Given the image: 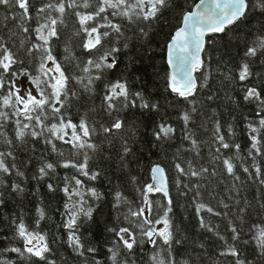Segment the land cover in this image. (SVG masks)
Masks as SVG:
<instances>
[{"label": "snow or ice", "instance_id": "6c2138e0", "mask_svg": "<svg viewBox=\"0 0 264 264\" xmlns=\"http://www.w3.org/2000/svg\"><path fill=\"white\" fill-rule=\"evenodd\" d=\"M258 8L261 17L264 18V0H257L251 5L250 0H199L192 11H186L182 15L181 26L171 35L167 43L166 62L170 71L166 73V87L178 100L182 99L191 104V112L184 111L180 119L184 122L183 140L188 141L190 148L185 152L200 155L197 139L189 128L192 120V113L197 111L195 97L198 91L204 88L208 82V75L203 76L200 82L194 73L204 67L202 53L205 52L206 43L215 44L218 34L227 35L232 27H239L240 24L249 20V9ZM171 7L170 0H49L42 5H34L31 0H0V9L12 12L11 19L14 21L13 28L27 36L34 35L31 39H21L20 49L30 62L35 61V75L25 67L23 59H20L16 52L8 47L9 41L18 35L13 29H8L9 17L6 14L0 24L8 29L7 38L0 35V129L5 128L10 122L15 126V141L24 144L28 137L33 141L42 140L46 146H50L52 152L60 157L55 163L46 162L39 168L37 179H44L57 171L58 168L69 170L66 172L62 187L49 183V192L59 191L65 197L63 212L61 213V224L67 233V245L77 256L84 255V244L79 235L81 226L93 220V213L99 206L102 195L94 187H89L85 180L95 181L99 171H92L89 165L91 160L90 152L97 151L98 146L92 142V137L97 134V128L91 125L87 113L79 118L78 123L71 118L67 108L72 99H79L80 92L70 88V82L74 81L83 93L95 94L97 81L104 78V73L118 67L117 53L120 52V42L124 40V48L128 47L127 41L131 37L125 35V29L132 31L136 28L141 37L146 38L152 24H158L166 8ZM18 9L19 11H13ZM35 11V17L32 11ZM75 17L78 24L72 35L68 37L64 45V59L74 61L79 75L73 72L69 75L63 64L53 52V42L61 40V29L68 28L67 17ZM35 20V27L32 21ZM248 35H251L249 31ZM79 45L82 54H87V59L81 62V58L73 55L72 37H81ZM212 36V39L205 38ZM264 55V22L260 24L259 35L251 45L245 41L244 56L248 58L238 66V79L245 86L243 100L245 102H256L261 111H264V93L254 86H247L246 82L252 75L251 60L257 55ZM23 78V79H22ZM24 81L27 87H24ZM34 90V91H33ZM208 100L214 96L209 95ZM119 105V107H118ZM102 107L110 117L113 112L139 107L141 110L158 111L159 105L148 102L140 92L130 93L126 81H114L104 85ZM95 111V109H91ZM260 116L258 125H247L249 131L250 145L248 157L251 159V166L240 164L243 173L248 174L249 179H255L264 185V167L257 163V158L264 159V115ZM15 117L13 120L12 118ZM124 127L123 121L116 117L108 125L101 124L100 130L110 135L113 130L120 131ZM175 129L166 124L159 125V131L153 133L157 141L163 142L172 138ZM229 135H234L231 126L228 129ZM4 137V143L9 149L13 141L8 139L6 134L0 131ZM57 141L68 147L69 155L65 156L63 151L58 149ZM213 145L215 153L210 152L209 163L216 165L211 170L204 163H197L196 160L183 158L178 150L173 161L177 178L176 188L181 195H187L183 189L195 190L193 203L195 213L199 218L201 228L213 232L214 229L206 223L202 213L207 212L212 216L220 215L209 204L202 202L200 189L204 187L200 181L222 176L230 178L233 183L229 192L237 190V183L242 182L238 175L236 160H243L239 155L241 146L230 144L222 134V126L216 121L213 129ZM235 148V155L225 156L222 150ZM131 149L125 142L121 159L129 155ZM6 157L15 159L12 151L0 152V173L9 174L12 168L6 164ZM82 157V158H81ZM165 168L154 165L151 169L152 183L145 184L142 189H137L140 196L139 204L133 206L123 194L117 190L113 195L112 207L119 209L121 205L128 208L123 215L124 222L128 226L108 227L107 231L114 233L113 247L108 248L111 254L108 259L112 264H119L122 245L128 256L135 253L138 245L145 243L156 247L162 242L167 246L168 258L161 256L159 252L152 257V264H176L172 257L171 248L174 243L180 241L174 239V224L170 213L173 211V200L170 197L169 183L165 174ZM17 176L23 173L16 170ZM81 177L85 179H81ZM183 178V180L181 179ZM135 183V178H132ZM186 181V182H184ZM221 183L224 182L222 179ZM13 192H23L24 189L16 183L11 185ZM161 193L167 204L159 200L150 199V194ZM212 195V193H209ZM231 198V197H230ZM223 207L228 205L220 201ZM264 208V203L261 205ZM246 209L241 208L243 214ZM38 219L36 229L40 226V220L45 219L46 213L43 208L36 210ZM162 213V214H161ZM14 238L22 242V247H12L11 252L17 253L22 264H56L51 258L52 248L48 242L47 235L36 229H29L23 217L13 218L10 221ZM119 223V215L117 216ZM160 226V227H157ZM233 242H239L240 231L229 223ZM219 239L224 240L217 232ZM252 239L255 241L254 252L264 257V226L256 225L255 234ZM245 243H249L245 241ZM89 253H95L96 249L88 247ZM222 257L234 258L233 264H252L247 257L241 258V252L236 243L229 244L225 241V247L219 252ZM0 264H5L0 261ZM95 264H101L99 260ZM182 264H188L183 261Z\"/></svg>", "mask_w": 264, "mask_h": 264}, {"label": "trees", "instance_id": "16d2710c", "mask_svg": "<svg viewBox=\"0 0 264 264\" xmlns=\"http://www.w3.org/2000/svg\"><path fill=\"white\" fill-rule=\"evenodd\" d=\"M198 1L170 0L171 7L164 10L158 24H152L150 28L144 25L149 33L146 38L141 37L136 28L132 31L125 29V35L131 37L127 41L128 47L124 48L125 41L121 40L120 52L117 53L118 67L106 71L104 78L96 82L94 95L89 97L84 94L74 81L69 84L70 88L80 92V98L72 99L67 108L72 120L78 123L79 118L87 113L89 123L97 128V134L92 137V142L98 148L97 151L89 153L91 156L89 165L92 171H99L100 175L95 181L85 180V183L89 187L96 188L103 197L93 213V220L83 224L79 230L85 246L83 256L75 255L68 247L67 233L60 226L65 201L63 193L59 191V188L54 193L49 192L47 187L49 183L62 187L64 176L69 170L58 168L48 177L42 180L37 179L38 170L44 163H55L60 157L42 140L37 142L28 137L24 144L15 141V126L11 122L0 129L8 139L13 141V146L9 149L4 143V137L0 136V152L12 151L15 156V159L6 157L7 166L12 168L15 165V168H12L9 174L0 173V261H4L5 264H22L20 256L10 251L12 247H22V242L14 238L10 221L22 216L30 230L36 229L38 219L36 210L43 208L46 217L40 220V226L36 230L47 235L52 248L50 255L56 264H95L96 260H99L101 264H112V261L108 259L111 255L108 248L113 247L112 242L115 237L114 233L107 231V228L128 226L124 222L123 215H120L128 211L127 206L121 205L119 209L112 207L114 192L119 190L124 197L134 202V207L137 206L140 200L137 189L152 183L151 169L158 164L166 170L170 197L173 200V211L170 215L174 224V239L180 241L174 243L171 248V258H174L176 264H182L185 260L188 264H233L234 258L219 255L225 247V241L229 244L236 243L241 252V258L247 257L252 264H264V257L254 252L255 241L252 239L255 226H264V208L261 207L264 203V185H261L258 180L249 179L248 174L243 173L239 167L241 163L251 166L252 161L248 157L250 140L247 125H258L260 116H257V112L264 115V111H261L256 102L249 103L243 100L245 86L239 81L237 75L239 64L248 59L244 56L245 41L247 40L251 45L257 38L264 18L261 17L258 8L250 6L248 21L240 24L238 28L232 27V30L227 31V35H217L214 45L206 43L203 53L204 67L196 73V77L202 82L206 74L208 82L196 94L197 111L192 113L193 118L189 123V128L198 141L200 155L197 156L194 152L184 151L191 145L182 139L184 122L180 119L184 111L191 112L192 105L182 99L178 100L170 93L166 87L165 76L169 71L166 63L167 43L175 30L181 26L183 13L191 11ZM31 2L34 5H42L49 0H31ZM250 2L254 5L257 0H250ZM6 14L9 17L8 29L18 32V35L9 41L8 47L24 60L25 67H29L35 75L36 62H30L20 49V40L34 41V35L29 37L13 28L15 22L11 19L12 12L0 9V22ZM31 14L33 17L36 15L34 10ZM67 20L68 28L61 29V40L53 42V52L69 75L73 72L79 75L75 62L64 59L65 42L78 28L74 16L69 15ZM31 23L35 27V20ZM8 29L0 24V35L7 38ZM249 31L251 35H248ZM210 39L212 36L207 37L206 40ZM81 41L82 36L72 37L71 44L73 55L80 57L83 62L87 59V54H82L79 47ZM248 62L252 75L246 82L247 86H254L264 93V55L258 54ZM117 80L126 81L130 93L140 92L145 100L158 104L159 110L150 111L130 107L113 112L110 117L102 107L104 85ZM209 95H213L214 99L208 100ZM93 108L95 111H91ZM116 117L123 121L124 127L120 131L113 130L110 135L104 134L100 130V125H108ZM12 119L14 120L15 117ZM216 121L221 124L222 134L226 140L230 144L241 146L239 155L243 157V160H236L235 163L242 182L237 183L236 191L229 192L228 189L233 183L230 178L217 176L200 181L204 185L200 189L202 202L209 204L220 213L216 216L207 212L202 213L206 223L214 229L213 232H209L206 228L200 227L199 218L196 216L193 203L195 190L183 189L187 195L179 194L175 185L177 173L173 161L179 150L183 158H194L198 164L204 163L210 170L216 167L209 163L210 152L215 153L213 129ZM162 123L175 129L172 138L163 142L157 141L153 135L154 132L159 131V125ZM229 126L234 135H229ZM261 135L264 137V132ZM125 142L131 152L121 159ZM56 143L58 149L68 156V147L59 141ZM222 152L225 156H229L235 155L236 150L232 148ZM257 163L264 167V159L258 157ZM17 169L23 173L22 176L16 175ZM133 177L135 183L132 181ZM81 179L85 178L81 177ZM222 179L223 183L220 182ZM13 183L19 184L24 191L13 192L11 189ZM150 199L167 204L161 193L150 194ZM220 201L228 207H223ZM241 208L246 209L243 214L239 212ZM118 215L119 223H117ZM230 222L240 231L239 242H233L231 239ZM217 232L225 239H219ZM88 247L95 248L96 252H87ZM166 247L162 245V242L156 247L145 243L143 246L136 247L134 255L128 256L121 245L118 261L119 264H152L151 257L157 252L162 257L168 258Z\"/></svg>", "mask_w": 264, "mask_h": 264}, {"label": "water", "instance_id": "95a60500", "mask_svg": "<svg viewBox=\"0 0 264 264\" xmlns=\"http://www.w3.org/2000/svg\"><path fill=\"white\" fill-rule=\"evenodd\" d=\"M198 3H199V1H198ZM194 9V8H193ZM219 35V34H218ZM209 37V36H208ZM205 39H207V37L205 38ZM206 46V45H205ZM167 54V53H166ZM202 55V59H203V53L201 54ZM167 63V62H166ZM167 67H168V65H167ZM168 70L170 71V69L168 68ZM197 73V72H196ZM196 73H194V75L196 76Z\"/></svg>", "mask_w": 264, "mask_h": 264}, {"label": "rangeland", "instance_id": "374dc122", "mask_svg": "<svg viewBox=\"0 0 264 264\" xmlns=\"http://www.w3.org/2000/svg\"><path fill=\"white\" fill-rule=\"evenodd\" d=\"M23 79V78H22ZM24 87L26 88L27 87V82L24 81ZM34 91V90H33ZM157 227H160V226H157Z\"/></svg>", "mask_w": 264, "mask_h": 264}, {"label": "bare ground", "instance_id": "6f19581e", "mask_svg": "<svg viewBox=\"0 0 264 264\" xmlns=\"http://www.w3.org/2000/svg\"><path fill=\"white\" fill-rule=\"evenodd\" d=\"M197 3H198V2H197ZM197 3H196V4H197ZM196 4H195V5H196ZM194 7H195V6H194ZM194 7H193V8H194ZM193 8L191 9V11L193 10Z\"/></svg>", "mask_w": 264, "mask_h": 264}]
</instances>
